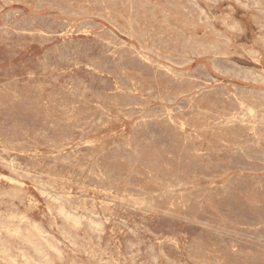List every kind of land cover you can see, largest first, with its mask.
<instances>
[{"label":"rangeland","instance_id":"rangeland-1","mask_svg":"<svg viewBox=\"0 0 264 264\" xmlns=\"http://www.w3.org/2000/svg\"><path fill=\"white\" fill-rule=\"evenodd\" d=\"M237 1L0 0V264H264V0Z\"/></svg>","mask_w":264,"mask_h":264},{"label":"bare ground","instance_id":"bare-ground-1","mask_svg":"<svg viewBox=\"0 0 264 264\" xmlns=\"http://www.w3.org/2000/svg\"><path fill=\"white\" fill-rule=\"evenodd\" d=\"M212 1V0H211ZM237 1V0H236ZM168 2V1H167ZM166 2V3H167ZM238 2V1H237ZM249 2V1H248ZM8 3V2H7ZM239 3V2H238ZM258 3V2H257ZM171 4H172V2H171ZM196 4V3H195ZM240 4H242V3H240ZM164 6V5H163ZM181 6H183V5H181ZM194 6V5H193ZM243 6V5H242ZM183 8V7H182ZM247 8V7H246ZM249 8V7H248ZM188 10V9H187ZM201 11V10H200ZM264 11V10H263ZM57 13V12H56ZM187 14V13H186ZM200 16V15H199ZM205 16V15H204ZM201 17H199V19H200ZM206 18V17H205ZM56 19V18H55ZM203 19V18H202ZM200 22H201V20H199ZM111 22V21H110ZM205 22V21H204ZM235 22V21H234ZM198 23V22H197ZM70 25V24H69ZM61 26V25H60ZM232 26V25H231ZM241 26V25H240ZM6 28V27H5ZM2 29V28H1ZM39 29V28H38ZM40 32V31H39ZM30 35V34H29ZM49 35V34H48ZM225 37V36H224ZM30 38V37H29ZM220 38H221V36H220ZM259 38V37H258ZM15 39V38H14ZM11 40V39H10ZM228 41V40H227ZM17 42V41H16ZM5 43V42H4ZM8 43V42H7ZM23 45V44H22ZM92 46V45H91ZM11 47V46H10ZM6 49V48H5ZM50 49V48H49ZM47 50V49H46ZM250 50V49H249ZM143 51V50H142ZM247 51V50H246ZM112 54V53H111ZM42 63V62H41ZM45 63V62H44ZM38 64V63H37ZM50 66V65H49ZM92 66V65H91ZM57 67V66H56ZM170 69V68H169ZM53 70H55V69H53ZM98 70V69H97ZM218 70V69H217ZM221 71V70H220ZM42 72V71H41ZM50 72V71H49ZM52 72V71H51ZM165 72V71H164ZM65 73V72H64ZM71 76V75H70ZM241 76V75H240ZM204 77V76H203ZM72 79V78H71ZM66 80V79H65ZM77 80V79H76ZM114 80V79H113ZM65 82V81H64ZM73 82V81H72ZM84 82V81H83ZM130 84V83H129ZM171 84H172V82H171ZM142 85V84H141ZM64 86V85H63ZM39 87V86H38ZM69 87V86H68ZM94 87V86H93ZM44 88V87H43ZM86 88H87V86H86ZM249 91V90H248ZM39 94V93H38ZM107 94V93H106ZM53 95V94H52ZM48 96V95H47ZM173 96V95H172ZM73 100V99H72ZM86 100V99H85ZM98 100V99H97ZM144 101V100H143ZM189 101V100H188ZM111 102V101H110ZM132 102V101H131ZM79 103V102H78ZM47 104V103H46ZM241 104V103H240ZM57 106H59V105H57ZM109 106V105H108ZM124 106H126V105H124ZM156 107V106H155ZM151 108V107H150ZM89 109V108H88ZM180 109V108H179ZM115 110V109H114ZM119 110V109H118ZM181 110V109H180ZM79 111H81V110H79ZM121 111V110H120ZM127 110H125V112H126ZM253 112V111H252ZM119 113V112H118ZM158 114H160V113H158ZM170 114V113H169ZM70 115V114H69ZM95 115V114H94ZM115 116V115H114ZM131 116V115H130ZM78 117V116H77ZM92 117H94V116H92ZM107 117H108V115H107ZM144 118V117H143ZM234 120V119H233ZM243 120V119H242ZM255 120V119H254ZM236 125V124H235ZM246 126V125H245ZM20 128V127H19ZM241 128V127H240ZM244 128V127H243ZM205 129V128H204ZM29 130V129H28ZM72 130V129H71ZM81 130V129H80ZM78 131V130H77ZM19 132V131H18ZM200 132V131H199ZM81 133V132H80ZM82 135V134H81ZM253 135V134H252ZM41 136V135H40ZM76 137H77V135H76ZM57 137H55V139H56ZM255 138V137H254ZM13 139V138H12ZM40 139V138H39ZM1 140V139H0ZM57 140V139H56ZM246 140V139H245ZM32 141V140H31ZM252 141V140H251ZM14 142V141H13ZM132 142V141H131ZM19 143V142H18ZM40 143V142H39ZM250 143V142H249ZM46 144V143H45ZM48 144V143H47ZM28 145H29V143H28ZM77 145V144H76ZM119 145V144H118ZM86 147V146H85ZM255 147V146H254ZM19 148V147H18ZM56 148V147H55ZM73 148H75V147H73ZM50 149V148H49ZM80 149V148H79ZM128 149V148H127ZM130 149V148H129ZM93 150V149H92ZM9 152V151H8ZM2 153V152H1ZM80 153V152H79ZM121 153V152H120ZM58 154V153H57ZM61 155V154H60ZM76 155H78V154H76ZM51 156V155H50ZM25 157V156H24ZM112 157V156H111ZM9 158V157H8ZM35 160V159H34ZM41 160V159H40ZM51 160H53V159H51ZM65 160V159H64ZM229 160V159H228ZM4 161V160H3ZM37 161V160H36ZM47 161V160H46ZM50 161V160H49ZM55 161V160H54ZM112 161V160H111ZM42 162V161H41ZM4 163V162H3ZM19 163V162H18ZM94 163V162H93ZM109 163V162H108ZM106 164V163H105ZM7 165V164H6ZM85 165V164H84ZM104 165V164H103ZM17 166V165H16ZM31 167V166H30ZM8 168V167H7ZM33 168V167H32ZM78 168V167H77ZM13 169V168H12ZM109 169V168H108ZM93 171V170H92ZM13 172V171H12ZM15 172V171H14ZM30 172V171H29ZM95 172V171H94ZM23 173V172H22ZM43 173V172H42ZM112 174V173H111ZM28 175V174H27ZM68 177V176H67ZM78 177V176H77ZM214 177V176H213ZM97 179V178H96ZM3 180V179H2ZM24 180V179H23ZM51 181V180H50ZM92 181V180H91ZM110 181V180H109ZM75 183V182H74ZM108 183V182H107ZM188 183V182H187ZM104 184V183H103ZM162 184V183H161ZM90 185V184H89ZM168 185V184H167ZM54 186V185H53ZM102 186V185H101ZM115 186V185H114ZM166 186V185H165ZM41 187V186H40ZM167 187V186H166ZM176 187V186H175ZM43 188V187H42ZM159 188V187H158ZM18 190V189H17ZM115 190V189H114ZM9 191V190H8ZM16 191V190H15ZM21 191V190H20ZM117 191H119V190H117ZM46 192V191H45ZM51 192V191H50ZM69 192V191H68ZM49 194V193H48ZM42 195H43V192H42ZM83 197V196H82ZM52 198V197H51ZM54 200V199H53ZM56 200V199H55ZM68 200V199H67ZM88 200V199H87ZM169 200V199H168ZM81 201V200H80ZM17 202V201H16ZM33 203V202H32ZM53 203V202H52ZM114 203V202H113ZM27 204V203H26ZM64 204V203H63ZM85 204V203H84ZM52 205V204H51ZM78 206V205H77ZM86 206V205H85ZM108 206V205H107ZM61 207V206H60ZM84 207V206H83ZM33 208V207H32ZM72 208V207H71ZM91 208V207H90ZM53 209V208H52ZM58 209V208H57ZM56 209V210H57ZM60 209V208H59ZM62 209V208H61ZM60 209V210H61ZM79 209V208H78ZM17 210V209H16ZM87 210V209H86ZM2 211V210H1ZM7 211V210H6ZM9 211V210H8ZM62 211V210H61ZM128 211V210H127ZM19 212V211H18ZM56 212V211H55ZM107 212V211H106ZM144 213V212H143ZM5 214V213H4ZM15 214V213H14ZM14 214H13V216H14ZM59 214V213H58ZM61 214V213H60ZM118 214V213H117ZM72 215V214H71ZM103 215V214H102ZM108 215H109V213H108ZM4 216V215H3ZM87 216V215H86ZM15 217V216H14ZM73 217V216H72ZM106 217V216H105ZM116 217V216H115ZM132 217V216H131ZM135 217V216H134ZM9 218H11V217H9ZM16 218V217H15ZM24 219V218H23ZM58 220V219H57ZM78 220V219H77ZM52 221V220H51ZM107 221V220H106ZM26 222V221H25ZM91 222V221H90ZM13 223V222H12ZM68 223V222H67ZM80 223V222H79ZM27 224V223H26ZM77 224V223H76ZM10 225V224H9ZM54 225V224H53ZM60 226V225H59ZM64 226V225H63ZM137 226V225H136ZM5 227H7V226H5ZM4 227V228H5ZM69 227H70V225H69ZM141 227V226H140ZM30 228V227H29ZM34 228V227H33ZM36 228V227H35ZM40 228V227H39ZM42 228V227H41ZM4 230V229H3ZM11 230V229H10ZM19 230V229H18ZM21 230V229H20ZM19 230V231H20ZM36 230V229H35ZM71 230V229H70ZM102 230V229H101ZM141 230H143V229H141ZM2 231V230H1ZM9 231V230H8ZM41 231V230H40ZM61 231V230H60ZM24 232V231H23ZM71 232H73V231H71ZM78 232V231H77ZM148 232V231H147ZM10 233V232H9ZM80 233V232H79ZM40 235V234H39ZM61 235V234H60ZM90 235V234H89ZM93 235V234H92ZM9 236V235H8ZM78 236V235H77ZM117 236V235H116ZM150 236V235H149ZM24 237H25V235H24ZM40 237V236H39ZM38 237V238H39ZM44 237V236H43ZM11 238H12V236H11ZM17 238V237H16ZM26 238V237H25ZM30 238V237H29ZM66 238V237H65ZM78 238V237H77ZM114 238V237H113ZM116 238V237H115ZM162 238V237H161ZM170 238V237H169ZM44 239V238H43ZM64 239V238H63ZM69 239V238H68ZM68 239H67V241H68ZM82 239H84V238H82ZM100 239V238H99ZM8 240V239H7ZM22 240V239H21ZM26 240H27V238H26ZM48 241V240H47ZM73 241V240H72ZM50 242V241H49ZM111 242V241H110ZM173 242V241H172ZM24 243V242H23ZM81 243V242H80ZM154 243V242H153ZM171 243V242H170ZM29 244V243H28ZM61 244V243H60ZM75 244V243H74ZM8 245V244H7ZM71 245V244H70ZM86 245V244H85ZM20 246V245H19ZM77 246V245H76ZM88 246V245H87ZM98 246V245H97ZM0 247H1V245H0ZM26 247V246H25ZM42 247V246H41ZM44 247V246H43ZM94 250V249H93ZM138 250V249H137ZM20 251V250H19ZM40 252H42V251H40ZM132 252V251H131ZM140 252V251H139ZM161 252V251H160ZM25 253V252H24ZM96 253V252H95ZM56 254V253H55ZM89 254V253H88ZM92 254V253H91ZM179 254V253H178ZM6 255V254H5ZM172 255V254H171ZM192 255V254H191ZM194 255V254H193ZM33 256V255H32ZM115 256V255H114ZM161 256V255H160ZM163 256V255H162ZM169 256V255H168ZM152 257V256H151ZM150 257V258H151ZM7 258V257H6ZM10 258V257H9ZM94 258V257H93ZM131 258V257H130ZM46 258H44V260H45ZM60 259V258H59ZM182 259V258H181ZM16 260V259H15ZM38 260V259H37ZM23 262H25V260H23ZM41 262H43V260H41ZM136 262H137V260H136ZM180 262H181V260H180ZM17 263V262H16ZM106 263H107V260H106ZM111 263V262H110ZM154 263V262H153ZM44 264V263H43ZM101 264V263H100Z\"/></svg>","mask_w":264,"mask_h":264}]
</instances>
